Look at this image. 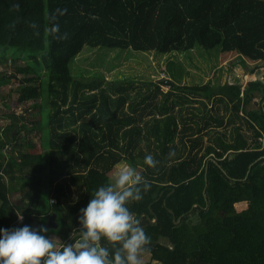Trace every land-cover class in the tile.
Wrapping results in <instances>:
<instances>
[{
    "label": "trees",
    "instance_id": "1",
    "mask_svg": "<svg viewBox=\"0 0 264 264\" xmlns=\"http://www.w3.org/2000/svg\"><path fill=\"white\" fill-rule=\"evenodd\" d=\"M196 45L264 62V0H0V46L26 60L0 72V88L25 75L11 106L33 101L2 114L0 226L32 225L47 172L56 231L67 239L92 190L126 162L151 183L129 204L151 238L144 264H264V83L181 85L168 76L141 92L134 83L84 84L70 69L84 46L167 54ZM258 92L260 108L248 110ZM42 98L51 108L47 152L31 137L37 119L26 117ZM214 103L225 113L213 114ZM13 181L22 182L20 205L10 199ZM72 186L79 196L68 202Z\"/></svg>",
    "mask_w": 264,
    "mask_h": 264
},
{
    "label": "clouds",
    "instance_id": "2",
    "mask_svg": "<svg viewBox=\"0 0 264 264\" xmlns=\"http://www.w3.org/2000/svg\"><path fill=\"white\" fill-rule=\"evenodd\" d=\"M169 149L168 155H174ZM147 166L157 161L144 155ZM151 187L130 163H119L108 180L96 186L79 209L78 224L67 239L48 234L45 225L0 226V264H142L150 236L130 210Z\"/></svg>",
    "mask_w": 264,
    "mask_h": 264
},
{
    "label": "rangeland",
    "instance_id": "3",
    "mask_svg": "<svg viewBox=\"0 0 264 264\" xmlns=\"http://www.w3.org/2000/svg\"><path fill=\"white\" fill-rule=\"evenodd\" d=\"M27 53L28 51H26ZM3 54L7 56V62L0 64V72L10 70L15 65L23 66L26 63V60L13 59L20 55V51L16 48L0 46V55ZM171 63H173V76L168 72V65ZM262 65H264L262 61H251L236 52H224L219 46L205 49L200 45H196L191 50L173 51L167 54L152 51H135L133 49L84 46L77 57L71 61L70 69L73 77L84 84L92 82L106 84L113 81L134 83L141 86V92H143L146 88L145 84L161 81L162 76L165 74L181 85L209 84L213 87H220L234 83L241 84L244 89L248 81L256 79L257 74H250L249 72ZM245 75H249V77L244 79ZM24 77L25 75H18V78L13 79L9 85L0 88V136L9 122L4 119L2 114L9 110L18 114L24 113L33 103V101H29L19 107L11 106L12 102H16L19 96V78L22 79ZM136 91L134 90V92ZM195 96L192 95L197 100L199 97ZM261 98L262 93L258 92L247 109H259L262 104ZM34 102L37 107H35L33 112L30 111V114H27L26 117L27 120H30L33 116L37 119L38 123L33 132L36 135L33 136L32 134L31 137L32 139L36 137L38 141H42L45 138V134H49L47 121L51 108L46 104L44 98ZM211 104L210 102L208 106L210 107ZM40 105L42 108L39 109ZM191 106L195 109L203 108L202 104L199 103H193ZM213 106V114L218 112L222 115L225 113L223 104L214 103ZM40 121L43 124L42 129L40 128ZM25 142V133L21 131L18 143L23 150H25ZM12 145L6 144L4 146L7 148L6 154ZM141 146L144 145L141 144ZM145 261L142 259V264Z\"/></svg>",
    "mask_w": 264,
    "mask_h": 264
},
{
    "label": "crops",
    "instance_id": "4",
    "mask_svg": "<svg viewBox=\"0 0 264 264\" xmlns=\"http://www.w3.org/2000/svg\"><path fill=\"white\" fill-rule=\"evenodd\" d=\"M36 133H33V136H35ZM34 138V137H33ZM38 138H34L33 141L37 144V146L42 150L47 152L48 150H46L47 148H44L45 145V138L41 141L37 140ZM47 154V153H45ZM121 163H126V162H121ZM48 173L46 172L45 177H44V182L42 185V195H41V200L39 201V204L37 205V207L34 209L35 213L32 216V226H39L40 224H43L47 227L48 229V234H55L57 235L59 238L63 239L61 237V235L56 231L59 228V224L57 221L58 215L54 214L51 212L50 208L51 206L54 204L55 202V198H53L52 196V190L55 187L56 183L50 184L48 182ZM21 183L22 182H17V181H13L12 182V192L10 194V199L13 202H17L19 205L22 204L23 199H22V192H21ZM78 190L76 189V186H72V194L68 193V202H71L75 199L78 198L79 196V192H77ZM66 204V203H64ZM55 217V224L57 225V228H49V224L51 223V218ZM136 217V215H134ZM23 218V215L19 213V217H18V221H21ZM140 222V220H138ZM146 255V256H144ZM142 259L146 260V262H148L150 260V254L149 253H145L143 254Z\"/></svg>",
    "mask_w": 264,
    "mask_h": 264
},
{
    "label": "water",
    "instance_id": "5",
    "mask_svg": "<svg viewBox=\"0 0 264 264\" xmlns=\"http://www.w3.org/2000/svg\"><path fill=\"white\" fill-rule=\"evenodd\" d=\"M255 80H258V81H261V82L264 83V70H262L261 72H259L256 75V79ZM49 228H57V225L55 224V217L54 216L51 218V223L49 224Z\"/></svg>",
    "mask_w": 264,
    "mask_h": 264
},
{
    "label": "built area",
    "instance_id": "6",
    "mask_svg": "<svg viewBox=\"0 0 264 264\" xmlns=\"http://www.w3.org/2000/svg\"><path fill=\"white\" fill-rule=\"evenodd\" d=\"M168 79H169V77H167L166 74L162 76V80L167 81ZM169 88H170V86H169L168 84H166V83L162 85V89L165 90V91H167ZM8 148H9V147H8ZM6 149H7V148H5V149L3 150V152H4L5 154H6V151H7Z\"/></svg>",
    "mask_w": 264,
    "mask_h": 264
}]
</instances>
